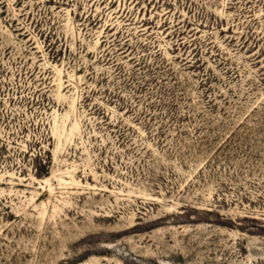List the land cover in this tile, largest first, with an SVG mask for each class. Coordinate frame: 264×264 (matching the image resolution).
<instances>
[{
    "label": "rangeland",
    "instance_id": "1",
    "mask_svg": "<svg viewBox=\"0 0 264 264\" xmlns=\"http://www.w3.org/2000/svg\"><path fill=\"white\" fill-rule=\"evenodd\" d=\"M0 264H264V0H0Z\"/></svg>",
    "mask_w": 264,
    "mask_h": 264
}]
</instances>
